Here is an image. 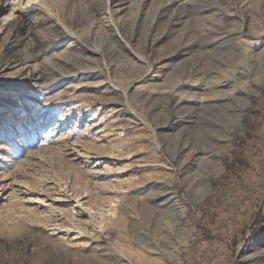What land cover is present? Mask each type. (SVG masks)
Returning a JSON list of instances; mask_svg holds the SVG:
<instances>
[{
  "label": "rangeland",
  "instance_id": "obj_1",
  "mask_svg": "<svg viewBox=\"0 0 264 264\" xmlns=\"http://www.w3.org/2000/svg\"><path fill=\"white\" fill-rule=\"evenodd\" d=\"M262 50L264 0L7 5L0 264H264Z\"/></svg>",
  "mask_w": 264,
  "mask_h": 264
},
{
  "label": "bare ground",
  "instance_id": "obj_2",
  "mask_svg": "<svg viewBox=\"0 0 264 264\" xmlns=\"http://www.w3.org/2000/svg\"><path fill=\"white\" fill-rule=\"evenodd\" d=\"M0 2H1V4H0V11H2L7 5H9V4H11V5H19L20 6V4L21 5H23L24 6V8H27L28 7V5H30L31 4V0H12V1H8V0H0ZM13 8V7H12ZM16 8V7H15ZM14 8V9H15ZM18 8V7H17ZM13 11V10H12ZM11 17V15H8L6 18H4L3 20L5 21H7V20H9V18ZM5 23V22H4ZM6 23H8V22H6ZM13 24V23H12ZM17 45V44H16ZM263 51V50H262ZM264 52V51H263ZM262 62V61H261ZM264 63V62H263ZM262 64V63H261ZM263 65V64H262ZM264 66V65H263ZM263 68V67H262ZM198 79H195L194 81H192L188 86H186L185 88H184V93H187L188 95H189V97H196L198 100H200L203 96H200L199 94H197V93H195V91H194V88H195V84H197L198 83ZM248 81V80H247ZM264 81V75H262V76H260V78L257 80V83H261V82H263ZM244 82H246V81H244ZM72 83V82H71ZM248 84H249V82H247ZM246 83V84H247ZM245 87V86H244ZM197 88V87H196ZM244 89V88H243ZM28 90L29 91H33V92H35V93H38L39 91H42V88H36V89H34V87H28ZM44 90V89H43ZM243 92H244V94H245V96H246V98H245V101L240 105V113H239V115H238V117H237V119H235V123H234V125H238V123L240 122V119H241V114H242V112H243V110L246 108V106L248 105V103H249V92H250V90L249 89H247V88H245L244 90H243ZM30 93V92H29ZM181 94H183V93H181ZM229 94V92L227 93V94H222V95H228ZM232 94V93H231ZM54 95H56V94H54ZM221 95V94H220ZM203 99V98H202Z\"/></svg>",
  "mask_w": 264,
  "mask_h": 264
}]
</instances>
